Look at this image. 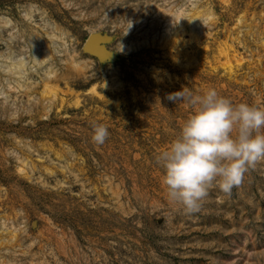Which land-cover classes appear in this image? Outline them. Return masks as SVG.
<instances>
[{
	"label": "rangeland",
	"instance_id": "obj_1",
	"mask_svg": "<svg viewBox=\"0 0 264 264\" xmlns=\"http://www.w3.org/2000/svg\"><path fill=\"white\" fill-rule=\"evenodd\" d=\"M183 88L264 108V0H0V264H264V159L167 195Z\"/></svg>",
	"mask_w": 264,
	"mask_h": 264
},
{
	"label": "clouds",
	"instance_id": "obj_2",
	"mask_svg": "<svg viewBox=\"0 0 264 264\" xmlns=\"http://www.w3.org/2000/svg\"><path fill=\"white\" fill-rule=\"evenodd\" d=\"M168 99L185 102L190 114L156 160L169 199L194 214L213 184L231 193L248 170L264 159V108L235 104L213 88L199 94L183 88ZM108 135L106 125L93 126L94 143L103 144Z\"/></svg>",
	"mask_w": 264,
	"mask_h": 264
},
{
	"label": "bare ground",
	"instance_id": "obj_3",
	"mask_svg": "<svg viewBox=\"0 0 264 264\" xmlns=\"http://www.w3.org/2000/svg\"><path fill=\"white\" fill-rule=\"evenodd\" d=\"M4 21H5L6 25L8 26V22H9V20H4Z\"/></svg>",
	"mask_w": 264,
	"mask_h": 264
}]
</instances>
